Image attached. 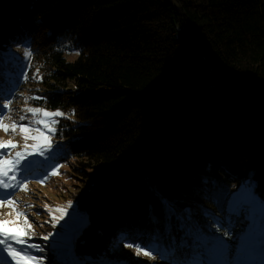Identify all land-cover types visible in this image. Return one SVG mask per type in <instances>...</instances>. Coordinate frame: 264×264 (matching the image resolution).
<instances>
[{
	"label": "trees",
	"instance_id": "trees-1",
	"mask_svg": "<svg viewBox=\"0 0 264 264\" xmlns=\"http://www.w3.org/2000/svg\"><path fill=\"white\" fill-rule=\"evenodd\" d=\"M19 44L37 69L29 102L63 113L53 140L88 183L75 252L122 239L169 263L235 264L200 222L236 215L238 185L264 203V0H0V102Z\"/></svg>",
	"mask_w": 264,
	"mask_h": 264
},
{
	"label": "rangeland",
	"instance_id": "rangeland-1",
	"mask_svg": "<svg viewBox=\"0 0 264 264\" xmlns=\"http://www.w3.org/2000/svg\"><path fill=\"white\" fill-rule=\"evenodd\" d=\"M65 53L69 60L75 59L78 55L76 52L68 48L64 44ZM30 49L27 45L19 44L15 46L11 53L18 59L15 60L17 65L16 75L19 71L18 87H15L14 93L9 99L1 101L3 104L12 101L9 109H2L0 114L4 116V123L11 124L16 122L19 124H29L32 120V114L26 111L28 107L42 108L50 112L59 111L36 106L30 103V88L32 86V76H36L37 69L29 65L30 56L26 55ZM19 67V68H18ZM27 76V79H25ZM0 102V103H1ZM21 116H25V120H20ZM57 123V117L53 118ZM56 123L52 125L56 130ZM40 127L43 125H32ZM55 132V131H54ZM54 132L46 133L49 137L51 147L44 149V155L39 152L34 153L27 159L33 160L27 178L21 177V170H17V183L27 185V189L14 188L3 189L0 187V200L12 199L16 201L15 207L7 205L0 206V219L12 221L7 225L10 231L20 233L21 225L24 224V216H20L17 220L16 212H23L31 224L30 244L39 245L43 251L39 249H31L33 255L42 259V264H175L169 263L165 255L159 254L155 248L148 249L142 244L134 243L129 240L114 239L108 243L98 256L80 255L75 252L76 234L89 221L86 210L77 204L76 194L88 183L77 177L76 160H66L60 158L62 148L53 140ZM35 135L36 133H32ZM12 140L17 142L18 147L11 149V152L20 151L25 141L22 134L17 128L15 133L9 131L4 132L0 129V141ZM29 145L35 141L29 139ZM0 151H9L8 149ZM31 151V150H30ZM23 163V162H22ZM57 174H53V173ZM44 181L41 183V181ZM11 193V195H7ZM260 201V203H259ZM47 206V207H46ZM230 212L224 215H212L200 222L202 224L201 231L203 234L213 236L210 237L214 242L208 243L209 246H219L216 248L230 247L232 253L228 258L224 256V261L229 262L233 259L235 264H250L249 258L243 253L246 242L252 246L260 245L264 250V203L256 196L247 185H238L229 194L226 202ZM60 208L63 211H55ZM53 216L56 219H53ZM228 218V221H227ZM211 227H214L211 230ZM251 229L248 231V229ZM195 229L198 228L195 226ZM247 233V234H246ZM44 237H48L44 239ZM244 242V243H243ZM131 244L132 247L127 245ZM139 246L143 251L151 253L149 256L136 254V247ZM17 247H22L17 245ZM222 249V250H224ZM227 252V249H225ZM225 254V253H224ZM5 254H0V264H7L4 259ZM223 258V257H222ZM10 259V257L8 258ZM248 260V261H247ZM260 264V260H258ZM12 264H15L13 261Z\"/></svg>",
	"mask_w": 264,
	"mask_h": 264
},
{
	"label": "snow or ice",
	"instance_id": "snow-or-ice-1",
	"mask_svg": "<svg viewBox=\"0 0 264 264\" xmlns=\"http://www.w3.org/2000/svg\"><path fill=\"white\" fill-rule=\"evenodd\" d=\"M26 55L30 56L31 53L28 52ZM27 79V76H25ZM12 101L9 100L8 103H0V109H9ZM28 113L32 114V120L29 124H17L15 121L11 124L4 123V116L0 114V129L4 132H13L17 131L19 128L22 138L25 141L23 147L20 151L11 152V149L18 147L17 142L12 140L0 141V150L8 149L9 151H0V187L3 189H14L22 188L27 189V185L23 183H17V176L15 173L17 170H21V177L26 179V174L29 172L31 163L33 160L27 159L29 156L33 155L36 152H39L40 155H44V149L51 147L49 143V137L46 133L54 132L55 128L52 127L56 121L54 117L62 116L63 113L60 111L50 112L42 108L28 107L26 108ZM25 116H21L20 120H25ZM32 125H43V129L40 127H33ZM36 133L33 135L32 133ZM31 139L35 143L29 145L27 141ZM31 150V151H30ZM23 162V163H22ZM57 174V173H53ZM44 181L42 180L41 183ZM7 195H11L8 193ZM16 201L12 199H3L0 200V206L7 205L10 207H15ZM47 207V206H46ZM55 211H63V209L57 208ZM17 220L20 216H24V224L21 225L22 231L17 233L15 231H10L7 227L12 221H7L0 219V254H5L4 259L7 261V264H12L14 261L15 264H42V257L38 258L33 255L31 249H39V245L30 244L29 239L31 238V224L28 223L27 216L23 212H16ZM53 219H56L53 216ZM48 237H44L47 239ZM20 245L22 247H17ZM132 247L131 244L127 245ZM143 253L145 256L151 255L148 251H143L139 246L136 247V254L140 255ZM10 257V259H8Z\"/></svg>",
	"mask_w": 264,
	"mask_h": 264
}]
</instances>
